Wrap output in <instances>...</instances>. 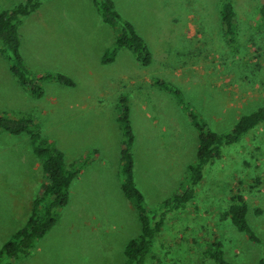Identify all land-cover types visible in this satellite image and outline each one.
<instances>
[{
    "label": "rangeland",
    "instance_id": "374dc122",
    "mask_svg": "<svg viewBox=\"0 0 264 264\" xmlns=\"http://www.w3.org/2000/svg\"><path fill=\"white\" fill-rule=\"evenodd\" d=\"M23 1L0 0V12ZM113 1L152 50L151 68H142L127 50L114 64H102L117 33L94 0H43L19 30L31 73L65 74L75 87L53 81L43 98L34 97L0 56V113L39 121L43 137L63 150L71 169L80 170L54 228L31 257L13 264L125 263V247L139 235L140 223L121 191L120 94L131 96L135 177L151 208L179 188L197 150L195 129L175 98L151 85L154 76L178 85L218 133L264 105V24L257 14L264 0H234L237 55L223 39L221 0ZM43 182L42 162L28 137L0 131V249L26 225ZM236 195L245 197L249 223L264 241V123L224 148L194 202L167 220L147 264H214L204 254L216 239L229 262L258 264L261 246L222 220Z\"/></svg>",
    "mask_w": 264,
    "mask_h": 264
},
{
    "label": "trees",
    "instance_id": "16d2710c",
    "mask_svg": "<svg viewBox=\"0 0 264 264\" xmlns=\"http://www.w3.org/2000/svg\"><path fill=\"white\" fill-rule=\"evenodd\" d=\"M42 3L43 0H24L0 12V56L8 62L9 70L19 86L39 99L45 96V86L50 82L75 87V81L65 74L33 75L21 54L20 26L27 17L41 8ZM94 3L104 23L117 33L114 44L102 57V64H114L121 52L127 50L142 68H151L154 64L152 50L136 26L118 11L115 2L94 0ZM257 14L264 24V5L257 10ZM218 15L224 42L228 48L233 49L234 55H237L241 48L240 25L234 0H221ZM247 66L252 68L253 65ZM151 85L158 91L172 95L185 112L187 120L197 133L196 157L188 167L186 178L173 195L158 207H149L135 177L136 134L132 121L131 96L129 93L119 95L116 122L122 135L119 166L122 178L121 191L135 206L140 223L139 235L130 240L125 247L124 264H147L167 220L171 215L185 211L194 202L207 170L211 164L222 158L224 148L237 145L264 123V105H261L242 115L230 131L218 133L195 109L178 85L155 76L151 79ZM0 131L12 136H27L34 155L42 162L44 175V182L33 202L26 225L0 249V264H13L31 257L37 242L54 228L59 217L58 212L69 202L72 183L80 170L69 167L63 150L53 141L43 137L41 124L33 118L11 117L0 113ZM256 181L258 185L261 182L260 179ZM248 214L249 204L245 197L236 195L232 197L222 220L231 222L248 241L261 246L262 257L258 264H264V241L250 225ZM224 248V243L216 239L204 255L214 264H234L226 259Z\"/></svg>",
    "mask_w": 264,
    "mask_h": 264
}]
</instances>
